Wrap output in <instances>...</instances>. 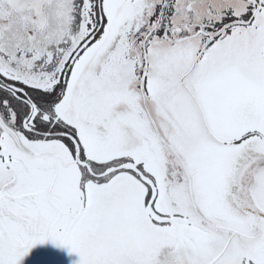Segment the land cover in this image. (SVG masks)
<instances>
[{"label": "snow or ice", "instance_id": "obj_1", "mask_svg": "<svg viewBox=\"0 0 264 264\" xmlns=\"http://www.w3.org/2000/svg\"><path fill=\"white\" fill-rule=\"evenodd\" d=\"M0 264H264V0H0Z\"/></svg>", "mask_w": 264, "mask_h": 264}, {"label": "rangeland", "instance_id": "obj_2", "mask_svg": "<svg viewBox=\"0 0 264 264\" xmlns=\"http://www.w3.org/2000/svg\"><path fill=\"white\" fill-rule=\"evenodd\" d=\"M73 259H75V258H73Z\"/></svg>", "mask_w": 264, "mask_h": 264}]
</instances>
